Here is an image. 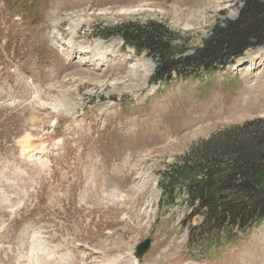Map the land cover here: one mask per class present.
Wrapping results in <instances>:
<instances>
[{"label": "rangeland", "instance_id": "rangeland-1", "mask_svg": "<svg viewBox=\"0 0 264 264\" xmlns=\"http://www.w3.org/2000/svg\"><path fill=\"white\" fill-rule=\"evenodd\" d=\"M244 1L0 0V264H264V221L191 243L203 216L170 179L194 146L264 117V45L152 83L156 60L113 31L156 21L192 53Z\"/></svg>", "mask_w": 264, "mask_h": 264}, {"label": "trees", "instance_id": "trees-1", "mask_svg": "<svg viewBox=\"0 0 264 264\" xmlns=\"http://www.w3.org/2000/svg\"><path fill=\"white\" fill-rule=\"evenodd\" d=\"M113 31L156 60L152 83L199 77L225 70L248 49L264 45V0H245L238 17L214 26L192 53L174 54L173 32L156 21L125 23ZM186 158L183 165H173L170 179H186L191 214L203 216L192 228L191 243L226 231L230 240L264 221V117L221 131L194 146ZM222 194L228 198L221 199Z\"/></svg>", "mask_w": 264, "mask_h": 264}, {"label": "water", "instance_id": "water-1", "mask_svg": "<svg viewBox=\"0 0 264 264\" xmlns=\"http://www.w3.org/2000/svg\"><path fill=\"white\" fill-rule=\"evenodd\" d=\"M220 198H221V199H226V198H228V195H227V194H222V195L220 196ZM151 242H152V241H151L150 238H148V239L142 241V242L137 246V253H138L139 255H143V254H145V253L148 251V249L150 248V246H151Z\"/></svg>", "mask_w": 264, "mask_h": 264}, {"label": "bare ground", "instance_id": "bare-ground-1", "mask_svg": "<svg viewBox=\"0 0 264 264\" xmlns=\"http://www.w3.org/2000/svg\"><path fill=\"white\" fill-rule=\"evenodd\" d=\"M78 25H80V22H71V27L73 28V29H75ZM58 35H59V32L57 33ZM59 38L60 39H62V41H60V42H64L65 43V39H64V37L62 36V35H59ZM27 148H29V147H27V146H25L24 148H23V150L25 151V152H29L30 151V148H29V150H27ZM134 253V252H133Z\"/></svg>", "mask_w": 264, "mask_h": 264}]
</instances>
